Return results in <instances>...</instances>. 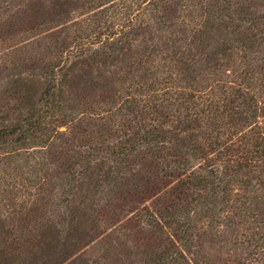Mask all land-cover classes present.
<instances>
[{"label":"trees","instance_id":"obj_1","mask_svg":"<svg viewBox=\"0 0 264 264\" xmlns=\"http://www.w3.org/2000/svg\"><path fill=\"white\" fill-rule=\"evenodd\" d=\"M0 264H264V0H0Z\"/></svg>","mask_w":264,"mask_h":264},{"label":"rangeland","instance_id":"obj_2","mask_svg":"<svg viewBox=\"0 0 264 264\" xmlns=\"http://www.w3.org/2000/svg\"><path fill=\"white\" fill-rule=\"evenodd\" d=\"M86 78H87V74H86V73L80 75V76L78 77L77 81H76L77 86H80V87H81V86L83 85V83L85 82ZM33 213H34L33 217H32V216H29V217H28V218H30V221H31V222H33L32 219H34V217H36V215H37L36 212H33ZM42 213H43V212H42Z\"/></svg>","mask_w":264,"mask_h":264}]
</instances>
